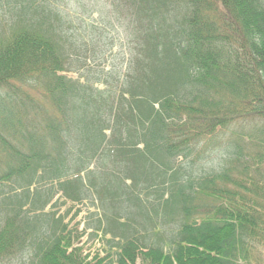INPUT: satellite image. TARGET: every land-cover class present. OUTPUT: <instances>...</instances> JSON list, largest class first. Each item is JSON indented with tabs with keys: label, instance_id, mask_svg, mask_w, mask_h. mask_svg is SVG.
Returning <instances> with one entry per match:
<instances>
[{
	"label": "trees",
	"instance_id": "obj_1",
	"mask_svg": "<svg viewBox=\"0 0 264 264\" xmlns=\"http://www.w3.org/2000/svg\"><path fill=\"white\" fill-rule=\"evenodd\" d=\"M64 1L0 0V264H264V0H108L123 72Z\"/></svg>",
	"mask_w": 264,
	"mask_h": 264
},
{
	"label": "rangeland",
	"instance_id": "obj_2",
	"mask_svg": "<svg viewBox=\"0 0 264 264\" xmlns=\"http://www.w3.org/2000/svg\"><path fill=\"white\" fill-rule=\"evenodd\" d=\"M63 3L68 4L70 7L73 8V6L70 4V0L64 1ZM99 4L102 6L105 5L102 8L103 10L102 14H101V8H96V10H94L93 12V15H91V13H82L81 15L75 16L73 13H71L68 20L71 21L73 24H75L74 25L75 28L80 29L81 32H86L88 35L92 34L91 27L105 30L108 39H110V42L112 43L111 45L112 50L108 51L103 58L90 63H95L96 65L100 64V69L105 68L107 70L121 67V71L123 72L125 69V63H124L125 58L122 59L123 50H124L123 45L126 42L127 35L125 33L119 32L118 29L116 28V25L114 26L107 23V21L111 23L116 22L115 17L116 15H118L117 14L118 11L112 6L113 3H108L106 5L105 0H99ZM89 8L92 7L90 6ZM62 9L67 11L68 7L65 8L63 6ZM95 12H97V14ZM64 14L68 16V12H64ZM85 27H88L89 29L84 31ZM69 76L72 78L77 77V75L75 74H71ZM239 130L240 127L234 126L231 129H229L226 133L222 134L219 138H216L217 141L214 152H213L214 142H212L209 145V148L212 150L210 153H213L212 162L209 163V165L211 164V167L216 166L220 162V160L223 159L216 155V151H218V149H221L229 141L234 143L237 139L236 134L238 133ZM43 187L45 188L53 187L54 190H56L57 184L56 183L46 184L43 185ZM58 198L59 197L57 195L54 200L58 201ZM95 203H96L95 200L94 202L84 201L80 204L67 202L65 205H59V209H58L59 215H62L65 218V223H69V228L76 230L77 233H80L78 239V247L83 248L84 255H87L89 253L93 255V253L96 252L102 253L101 252L102 243L98 239H94L93 241L89 240V234L93 233V230L87 227L88 230L84 232V230L86 229V225L89 224L90 226L91 220L90 217H88V215L93 212L96 213L99 212L96 209ZM92 204H94V206ZM45 210H48V207ZM45 222H46L45 233H48L50 229V223L48 222L47 219H45ZM92 255L90 256V258H92Z\"/></svg>",
	"mask_w": 264,
	"mask_h": 264
}]
</instances>
